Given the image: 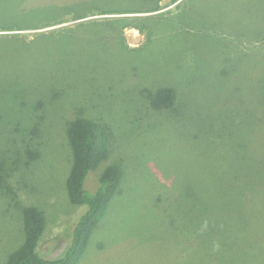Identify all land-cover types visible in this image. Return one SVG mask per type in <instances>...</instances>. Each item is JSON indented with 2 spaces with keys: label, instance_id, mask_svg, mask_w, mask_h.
Wrapping results in <instances>:
<instances>
[{
  "label": "rangeland",
  "instance_id": "374dc122",
  "mask_svg": "<svg viewBox=\"0 0 264 264\" xmlns=\"http://www.w3.org/2000/svg\"><path fill=\"white\" fill-rule=\"evenodd\" d=\"M30 1L0 0V26ZM122 1L143 8L125 25L0 27L20 38L0 40V264L28 205L46 216L38 251L65 253L88 208L67 189L78 116L111 128L86 188L113 162L125 176L77 264H264V0ZM159 86L169 107L148 100Z\"/></svg>",
  "mask_w": 264,
  "mask_h": 264
},
{
  "label": "trees",
  "instance_id": "16d2710c",
  "mask_svg": "<svg viewBox=\"0 0 264 264\" xmlns=\"http://www.w3.org/2000/svg\"><path fill=\"white\" fill-rule=\"evenodd\" d=\"M90 1L50 0L48 2V0H31L32 18L21 23L0 27H38L50 23L48 22L50 20L56 21L67 17L82 19L89 16L90 12L99 15L112 13L113 15L104 18L84 19L78 21L77 25L84 26L93 23L111 26L108 23L114 20L121 21L125 25L131 23L130 18L132 16L118 17L115 14L143 11L141 10L143 8L138 6H127L122 0H100L99 3L93 0L96 2V7L89 9ZM136 1L133 0L131 3ZM149 2L152 6L147 10L158 11L162 9L160 7L161 0H149ZM56 12L58 13L55 15ZM19 39V35L16 33L0 34V40L19 41ZM145 93L149 94L148 100L153 107L160 109L169 107L176 99L175 90L170 86H159L153 90L146 89ZM110 132L111 128L107 122L90 117H75L68 126L67 134L72 148V166L67 177L69 199L72 204H87L88 208L78 218L65 253L58 258H48L41 254L38 246L44 233L46 216L39 207L28 205L23 209L24 241L9 254L6 264H77L81 260L93 230L106 214L109 204L125 176L121 164L113 162L100 173L95 190H89L85 186L89 172L96 169L101 161L108 157ZM3 167L4 161L0 158V175L3 174Z\"/></svg>",
  "mask_w": 264,
  "mask_h": 264
}]
</instances>
